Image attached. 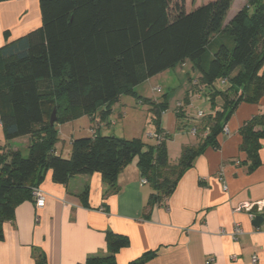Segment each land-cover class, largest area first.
Segmentation results:
<instances>
[{
    "label": "trees",
    "instance_id": "16d2710c",
    "mask_svg": "<svg viewBox=\"0 0 264 264\" xmlns=\"http://www.w3.org/2000/svg\"><path fill=\"white\" fill-rule=\"evenodd\" d=\"M9 0H0V2ZM174 0H38L41 26L0 46V124L6 141L30 136L28 154L0 148V240L3 223L14 216L15 207L31 199L46 171L54 182L66 184L75 175L98 172L107 186L105 196L116 191L119 172L138 156L141 176L153 188L144 208L167 205L179 178L208 147L217 149V136L237 106L258 103L264 97V0H247L223 26L233 0H211L187 12ZM227 31L232 45L220 42L210 53L213 36ZM189 60L199 72L198 85L208 88L212 114L195 126L198 141L181 149L175 163L165 148L168 135L160 118L166 99L153 102L134 90L152 77ZM221 77V78H220ZM220 78V79H219ZM227 84L219 89L216 82ZM153 105L156 144L142 138L102 135L74 138L68 158L55 152L57 124L87 115L105 117L119 97ZM166 97V94L163 95ZM216 98L221 100L216 109ZM185 96L177 108L181 118ZM55 109L56 120L49 118ZM181 111V112H180ZM181 113V114H180ZM240 150L246 154L248 171L257 168L264 140V115L257 114L240 128ZM88 188L80 194L87 204ZM106 256L89 257L83 264H119L115 253L128 244L126 236L106 233ZM145 253L127 264L149 260ZM34 264H47L35 254Z\"/></svg>",
    "mask_w": 264,
    "mask_h": 264
},
{
    "label": "crops",
    "instance_id": "0c3cea01",
    "mask_svg": "<svg viewBox=\"0 0 264 264\" xmlns=\"http://www.w3.org/2000/svg\"><path fill=\"white\" fill-rule=\"evenodd\" d=\"M246 2L240 1L235 6L236 0L232 1L223 26ZM40 26L38 0L0 2V46L6 43L4 31L9 32L7 41H11ZM221 34L213 36L211 42ZM189 79L185 95L188 104L183 105V114L180 113L183 116H177L182 102L179 101L174 112L165 111L160 118V127L168 135L165 148L171 163L177 161L183 146L198 141L189 129L199 126L203 118L197 117L199 110L192 106V99L208 106L203 116L214 112L205 96L208 88L198 85L199 75ZM157 99L151 101L160 102L162 97ZM221 103L216 98L215 110L220 109ZM122 106L120 96L104 118L100 114L103 107L92 121L81 115L57 124L55 152L68 158L72 139L91 136L95 131L107 135L104 129L116 128L114 120L122 116ZM263 109L264 97L258 103H240L227 120L226 131L217 136L219 148L208 147L197 156L179 178L167 205L147 208L146 219L144 208L154 190L141 176L138 156L119 172L116 191L108 190L106 196L107 186L98 172L75 175L66 184H60L52 180L50 170L46 171L38 185L45 193L44 206L37 208L32 199L23 200L15 207L13 219L3 223L0 264H34L36 253L42 254L47 264H83L89 257L107 255L109 231L128 239V244L115 253L119 264H127L149 252L154 255L137 264H264V225L253 227L251 220L255 214L235 210L243 203H260V214L264 217V140L259 152L261 163L249 172L246 154L240 150L239 133V128ZM81 129L88 134L81 135ZM150 133L155 134L156 130ZM147 138L145 142L157 143L156 139ZM16 140H24L28 149L30 136L26 135L6 141L4 150L20 152L13 144ZM85 187L86 205L80 198ZM236 225L243 233L235 240L232 234ZM254 255L258 258L256 262L252 261ZM208 259L212 260L206 263Z\"/></svg>",
    "mask_w": 264,
    "mask_h": 264
},
{
    "label": "rangeland",
    "instance_id": "374dc122",
    "mask_svg": "<svg viewBox=\"0 0 264 264\" xmlns=\"http://www.w3.org/2000/svg\"><path fill=\"white\" fill-rule=\"evenodd\" d=\"M208 1L211 0H174L171 3L170 10L171 13H174V6L176 4H180L183 2L185 11L189 12L196 6L205 4ZM240 1L244 2V0H236L235 6H237V4L240 3ZM218 41L232 45V39L230 38L229 33L227 31L222 32L221 36H219V38H217L216 41L211 42L208 48L210 53H212L215 50ZM186 63L187 64H182V65L178 64L174 68H170L160 74H156L152 77L142 79L135 86L134 88L135 92L140 97L149 100L151 99L156 100L157 97L158 99H161V97L162 99H166L168 107L164 110V112L166 111L167 114L174 112L175 105L179 101H182L186 95V92H188L190 85L189 78L190 77L192 78V76L199 75L198 70L193 68L189 60H186ZM220 81L221 82L219 81L216 82V85L218 86L219 89H222L227 84H223L222 79ZM164 94H166V97H163ZM158 99L157 101H159ZM121 103L123 105L122 108L124 107L122 109V116L120 118H118L117 116L115 117L114 121H117L116 128L110 127L104 129L106 134L114 135L122 138L139 137L142 138L143 140L148 139L147 138V135H149L148 132L150 131L154 132V130H156V126L154 124V119H153L155 117V114L152 111L153 105L148 102H144V104H142L141 102L136 101V99L132 97V95H128V94H124L123 96H121ZM192 104H193L192 106L196 110H199L202 113L208 110V106L204 104L203 101L201 102L193 98ZM64 133L61 134V137L64 135ZM84 134H88L87 130L81 129V135ZM5 143L6 140L4 138V133L1 128L0 148L1 149L3 148V150L5 149L4 148ZM13 144H15L17 148H19L21 155L26 156L28 154V149L26 147V142L24 140H16L15 142H13Z\"/></svg>",
    "mask_w": 264,
    "mask_h": 264
},
{
    "label": "built area",
    "instance_id": "2783aa9c",
    "mask_svg": "<svg viewBox=\"0 0 264 264\" xmlns=\"http://www.w3.org/2000/svg\"><path fill=\"white\" fill-rule=\"evenodd\" d=\"M222 83H224V81H222ZM180 105H181V104H179L178 106H180ZM262 113H263V115H264V109H263ZM202 116H203V113H202L201 111H198V112H197V117L200 118V117H202ZM223 130L226 131V128L224 127ZM189 132H190L191 134H196V133H197V130H196L195 127H193V128H190V129H189ZM147 137H149V138H154V139H157V140L162 139V136L159 135L158 133H157V134H156V133H155V134H154V133H153V134H149V135H147ZM30 196H31V199H32V201H33L35 207H37V208H41V207L44 206V204H45V193H44V191H43L39 186H34V187H32ZM257 205H258V210L262 209V208H261L262 204L257 203ZM252 206H253L252 204H249V203H243V204L239 205L235 210H236V211H239V210H241V209H244V210H246V211L251 212L250 209H251ZM251 214L254 215L253 212H251ZM242 233H243V230L239 227V225H236V226H235V229H234V232H233V234H232L233 239L236 240V239L238 238V236L241 235ZM231 259H232V260H235V259H236V256H235V255H232V256H231ZM257 259H258V258H257V255H254V256L252 257V261H253V262H256ZM211 260H212V259H208V260L206 261V263H209Z\"/></svg>",
    "mask_w": 264,
    "mask_h": 264
},
{
    "label": "water",
    "instance_id": "95a60500",
    "mask_svg": "<svg viewBox=\"0 0 264 264\" xmlns=\"http://www.w3.org/2000/svg\"><path fill=\"white\" fill-rule=\"evenodd\" d=\"M55 120H56V113H55V109H53L49 118L50 125H53ZM250 211L255 214L253 219L251 220L252 226L255 228L262 227L264 225V217L262 214H260V212H262V209L258 210V205L254 204L251 207Z\"/></svg>",
    "mask_w": 264,
    "mask_h": 264
}]
</instances>
